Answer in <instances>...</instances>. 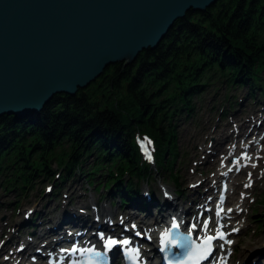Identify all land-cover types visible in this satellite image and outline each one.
Segmentation results:
<instances>
[{
    "label": "trees",
    "instance_id": "16d2710c",
    "mask_svg": "<svg viewBox=\"0 0 264 264\" xmlns=\"http://www.w3.org/2000/svg\"><path fill=\"white\" fill-rule=\"evenodd\" d=\"M122 65L108 66L72 97L53 96L39 113L0 117L4 192L23 197L47 182L54 183L53 195L78 176L128 206L139 202L138 183L158 171L178 189L173 121L191 113L192 100L209 82L244 86L250 98L262 93L264 0H217L202 12L189 11L155 49ZM136 133L154 142L155 169L142 162ZM261 207L253 219L258 228L264 227V200Z\"/></svg>",
    "mask_w": 264,
    "mask_h": 264
},
{
    "label": "water",
    "instance_id": "95a60500",
    "mask_svg": "<svg viewBox=\"0 0 264 264\" xmlns=\"http://www.w3.org/2000/svg\"><path fill=\"white\" fill-rule=\"evenodd\" d=\"M217 0H0V117L39 113ZM122 65V66H123Z\"/></svg>",
    "mask_w": 264,
    "mask_h": 264
},
{
    "label": "rangeland",
    "instance_id": "374dc122",
    "mask_svg": "<svg viewBox=\"0 0 264 264\" xmlns=\"http://www.w3.org/2000/svg\"><path fill=\"white\" fill-rule=\"evenodd\" d=\"M261 83L262 93L256 92V97L254 101H252L247 95V89L243 86L225 89L223 85L217 82H209L208 84L210 85L205 87L201 94L192 100L194 106L191 113H182V115L172 123L177 130L176 135L174 134L173 136H176V140L174 138L175 155L173 156L172 172L178 177L179 189L182 192L181 197L177 196L175 198L172 196L174 195L171 190L172 185H170V181L167 180L166 171H158L151 179H157L159 185L160 181L162 182L169 195L172 196V203L177 204L176 209L178 210L179 206L182 205H184V208H187L189 204L187 201L195 196L189 187L196 186L200 179L194 174L189 183L185 181V178L192 176L197 166H202V169H204L210 165L209 163L211 160H207V162L206 160L202 161L204 158L217 160L216 167L209 174L210 179L208 183L212 184L218 176L231 171L229 176L224 178L226 179L225 186L229 187V192L226 195L229 196V194L235 191L236 196L235 199L225 198L221 209L225 206L227 207L226 211H233L227 218V221H230V223L235 226L233 229L236 230L229 242L231 247L230 259L233 260V262L240 254L243 257L245 256L244 258L252 251H254L253 254H259L257 252L259 250L262 251L261 248L264 246V244H261V241L264 242V227L258 228L259 225L253 222L255 214L262 212L261 205L264 200V155L260 143L247 149L253 140L249 139L247 134L242 135L240 142L236 144L231 140L228 142H218L224 137H230L233 132L237 134L236 127L238 125L240 126L242 123L244 125L247 122L248 124L256 123L264 107V104H262L264 102V78ZM242 112L244 113L243 115H241ZM246 119L248 121H245ZM215 146L227 153L222 156L217 154L214 157H206L209 152H212ZM239 149H242L243 153L240 152ZM240 155L245 157L246 160L243 161L245 164L244 171L238 173V168H234L233 166L234 164L237 165L239 162ZM168 158L169 156L167 155V159ZM88 162L90 163L91 159H89ZM88 165L89 164H87V166ZM51 167L54 168V165L52 164ZM207 172L209 173L210 171ZM198 175L203 179L205 176L209 177L202 173ZM97 179L100 180L101 178L98 176ZM224 179L220 181H224ZM47 184L48 183L45 182L41 187L35 185L32 190L25 192L23 197H17V193L13 191L4 192L0 188V246L3 245L13 233L16 238L13 244L5 246V248L0 251V264L4 259L9 258L10 255H12L9 261L11 264H26L27 260L30 262L31 259L35 258L34 255H30L25 261L17 259L16 251L20 246L17 248L16 245L23 242L22 245L26 244L28 248L32 249L31 245L34 244V242H39L33 235L37 236L39 233H44L46 225L44 226V230H42L40 227L42 219H44V221L47 219L58 220L54 218V215L56 216L58 213V208L63 199L62 194L72 206H76L78 203V207L85 206L90 201H97L102 205H107L106 201L108 200V196H106V192L97 194V192L91 190V188L87 189L82 177L75 176L73 181L65 182L63 186H59L61 189L59 195H45L43 190ZM74 184H77V186L70 188ZM143 184L144 183H140V190ZM213 188H217V183ZM205 189L204 186H196L197 192H202ZM71 193L73 194L70 195ZM139 195L141 197L143 191H140ZM207 196H212L211 191L208 192ZM197 197L198 196L195 198ZM141 201L142 200H140V202ZM196 206H198V204L190 206L191 213H189V216H193V211ZM150 212L149 217L150 215L162 214L166 216L168 210H162L159 214H155L156 208H154V210ZM141 214L143 215L144 213ZM26 215L28 216L26 221L20 226L21 229L18 230V222L23 221ZM261 216L262 225L260 227L264 226V215ZM35 224L37 227L34 231ZM60 228L63 230V227ZM16 232H18V234H16ZM260 257L264 256L261 255Z\"/></svg>",
    "mask_w": 264,
    "mask_h": 264
},
{
    "label": "bare ground",
    "instance_id": "6f19581e",
    "mask_svg": "<svg viewBox=\"0 0 264 264\" xmlns=\"http://www.w3.org/2000/svg\"><path fill=\"white\" fill-rule=\"evenodd\" d=\"M174 25V24H173ZM263 91H264V89H263ZM59 95H61V94H59ZM262 101V100H261ZM261 103V102H260ZM262 104H264V102L262 103ZM195 112V111H194ZM244 113L242 112L241 113V115H243ZM250 118V117H249ZM245 121H248L247 119L245 120ZM231 124V123H230ZM229 124V125H230ZM235 126H236V124H235ZM174 131H175V135H176V133H177V130L176 129H174ZM236 131H237V134H234V132L230 135V137H224V138H222L218 143H221L222 141H226V142H228L229 140H231V141H233V143H239L240 142V139H241V136L242 135H244V134H247L248 136H249V139H253L252 140V142L250 143V145L248 146V148L247 149H250V148H252V146L253 145H255V144H257V143H260L261 144V146H262V148H263V155H264V107L262 108V110H261V114H260V117L258 118V120L256 121V123H251V124H248V122L247 123H245L244 125H243V123L239 126H237L236 127ZM258 139V140H257ZM175 140H176V136H175ZM153 150L155 151L156 150V148L155 147H153ZM239 151L240 152H242L243 153V150L242 149H239ZM225 153H227V152H225V151H222L221 149H219V148H216V146L213 148V150H212V152H209V154H207L206 155V157H208V156H211V157H214V156H216L217 154L220 156H222L223 154H225ZM206 160V162H207V160H211V162L209 163L210 165L208 166V167H206V168H204V169H202V166H197L196 167V169H195V171H194V173L192 174V176H190V177H186L185 178V181L186 182H189V181H191V179L193 178V175L195 174V176H197L200 180H199V182H198V184H197V186H204L206 189L204 190V191H202V192H197L196 191V186H194V187H189V188H191V191L193 192V195L194 194H198L197 196V199L199 200V199H201V196H206V194H208V191H209V189L211 188V187H213V185H216V183H218V182H213L209 187L207 186L208 185V181H209V179H210V173L213 171V169L216 167V165H217V160L216 159H206V158H204L202 161H205ZM246 160V158L245 157H243L242 155H240L239 156V162L237 163V165H235L234 164V168H238V173H241V172H243L244 171V169H245V164L243 163V161H245ZM202 169V170H201ZM199 170H201V171H199ZM207 171H210L209 173L207 172ZM199 173H202V174H204V175H208L209 177H207V176H205V178L203 179V178H201L198 174ZM231 173V171H228V172H225V173H223V174H221L220 176H218L219 178H221V179H224V178H227L228 176H229V174ZM178 178V177H177ZM220 179V180H221ZM190 183V182H189ZM161 184V183H160ZM73 186H77V184H74V185H72L70 188H72ZM162 186V185H161ZM257 189V188H256ZM150 191V193H149V196H150V199H149V201L148 202H145L144 203V206H145V208H141V211L142 212H145L144 214H146V215H149V213H151L150 211L151 210H154V208L155 207H158V208H163V207H165V208H171V205L169 204V202H168V200H167V198L163 195V198L160 196V194L157 192V191H154L152 188L149 190ZM159 192L160 193H164V189L162 188V187H159ZM59 193H60V189H58V192H57V195H59ZM73 193H71L70 195H72ZM235 196H236V193H235V191H234V193H232V194H229V196H227L226 198H228V199H235ZM79 200V199H78ZM82 202V201H81ZM215 204H216V200H215V202H214ZM79 204V203H78ZM78 204H76V206L78 205ZM214 204V205H215ZM208 205V204H207ZM217 209V207L214 209V210H216ZM60 210H64V208H63V206L61 207V209ZM171 210H175V212H176V209H171ZM227 210V207H224L223 209H221L220 210V212L221 213H223L224 211H226ZM176 215H179V213L177 212L176 213ZM170 216L168 215V216H166L165 217V220L167 219V218H169ZM223 217V220H222V226L225 228V230H229V231H232L231 229H233L235 226L232 224V223H230V222H228L227 221V219H225L224 217L225 216H222ZM26 219H27V216L25 217V219L23 220V221H19L18 222V224H17V229L18 230H20L21 228H20V226H22L23 224H24V221H26ZM65 220H66V217H59L58 218V220H56V219H54V220H50V219H47L46 221H44V219H42L41 220V223H40V227H41V229L42 230H44V226L46 225V231L44 232V233H39V235L37 236V240L39 241V242H34V245H33V248H36V247H40V249H42L43 247H45L46 245H47V243H48V241L46 242V243H43V241H44V239L46 238V237H44V235H45V233L48 231V230H52V231H54L55 233L54 234H52V236H54L56 233H57V231L59 230V228H60V226L62 227L63 226V224L65 223ZM16 227V226H15ZM61 229V228H60ZM16 234H18V232H16ZM231 234V236H233L234 234H232V233H230ZM230 239H231V237H229ZM15 236H14V233H13V235L11 236V237H9L7 240H6V242L5 243H3V245H1L0 246V251H2L3 250V248H5V246H9V245H11V244H13L14 243V241H15ZM41 243H43V244H41ZM23 244V242H21L20 244H17L16 245V247L18 248L19 246H21L17 251H16V253H17V259H20V261H22V260H24V258H25V253H26V251H30V253H32V249H30V248H28L27 247V245H22ZM227 244H228V246H229V240H228V242L227 243H225L224 245H223V247H224V249L225 250H227ZM261 244H264V242H262L261 241ZM232 245L234 246V244L232 243ZM262 246V245H261ZM48 247H49V245H48ZM52 247V246H51ZM231 248V247H230ZM262 249V251L261 250H259L257 253H259L260 255H263L264 256V246H263V248H261ZM226 252V251H225ZM254 253V251H252V252H250L249 254H248V256L246 257V258H244L241 254H240V256H238L237 257V259H234V262H233V260H228L231 264H247V262H248V264H253V261H256V259H257V256L258 255H255V254H253ZM242 257V258H241ZM12 258V255H10V257L9 258H6V259H4V261L1 263V264H11L9 261H10V259ZM243 258H244V260H243ZM264 258V257H263ZM245 260H247V261H245ZM26 264H37V262L36 263H29L28 262V260L26 261ZM38 264H44V263H38Z\"/></svg>",
    "mask_w": 264,
    "mask_h": 264
},
{
    "label": "snow or ice",
    "instance_id": "6c2138e0",
    "mask_svg": "<svg viewBox=\"0 0 264 264\" xmlns=\"http://www.w3.org/2000/svg\"><path fill=\"white\" fill-rule=\"evenodd\" d=\"M146 143H150V141H147L146 139ZM142 148L145 150V153H146V156L147 158L151 159V156L150 154L147 152V149L144 147V145L142 144ZM230 211V210H229ZM217 215H219V212L217 213ZM207 226H208V222L205 221L204 222V227L205 229H207ZM176 225L173 224V228H175ZM191 233H189L190 235ZM217 234L220 236V238L222 239L223 238V235L221 233H219V231L217 230ZM216 238V236H212V235H206L202 241L201 244L197 245L196 246V254H195V259L197 261L199 260H203L211 251H212V240H214ZM116 241L115 240H109L108 241V244L109 245H112V244H115ZM122 243L124 244H127L128 241L125 240L123 241ZM192 257H190L191 259Z\"/></svg>",
    "mask_w": 264,
    "mask_h": 264
}]
</instances>
